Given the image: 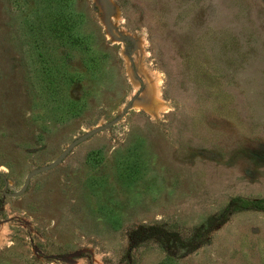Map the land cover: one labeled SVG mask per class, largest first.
<instances>
[{"label":"rangeland","instance_id":"1","mask_svg":"<svg viewBox=\"0 0 264 264\" xmlns=\"http://www.w3.org/2000/svg\"><path fill=\"white\" fill-rule=\"evenodd\" d=\"M49 7L0 0L8 191L141 98L142 67L168 108L133 103L20 196H3L0 175V264H264V208L230 209L264 199V0H69L92 39L66 59L40 19ZM42 52L75 78L60 100L41 88Z\"/></svg>","mask_w":264,"mask_h":264},{"label":"trees","instance_id":"2","mask_svg":"<svg viewBox=\"0 0 264 264\" xmlns=\"http://www.w3.org/2000/svg\"><path fill=\"white\" fill-rule=\"evenodd\" d=\"M44 2L50 5L51 7L49 8L51 9L48 12H45L44 16H41L40 19H45L46 29L48 28L51 32H53L54 37L58 39L59 44L64 46L61 58L66 59L69 56L66 53L65 46L71 45V47L80 49V52L82 49L90 48V41L92 38H88L75 30L79 21H76L74 14H70L68 12L69 0H44ZM80 14L78 15L77 13V16H83ZM97 57L98 56L94 53L88 59L85 58V64L90 66V62L96 61ZM37 61L42 62L44 65L41 88L44 90L47 100H60L57 96L62 94L65 87L71 82H74L75 78L73 76L69 77L68 75H65V73H62L61 69H53L56 64V58L54 59L49 52H42L41 57H38ZM55 103H58V101H55ZM76 103L78 102L70 104L67 108L70 110L69 112L77 113L76 110L78 109H75L74 106ZM61 106V109H66L63 103H61ZM243 207L248 209L264 208V199L248 201L241 198H235L232 200L230 209L234 211ZM152 229L158 231L161 230L160 226H153Z\"/></svg>","mask_w":264,"mask_h":264},{"label":"water","instance_id":"3","mask_svg":"<svg viewBox=\"0 0 264 264\" xmlns=\"http://www.w3.org/2000/svg\"><path fill=\"white\" fill-rule=\"evenodd\" d=\"M136 98H132L130 100V102L126 105V107L124 108V110L122 111V113L120 115H118L117 117H115L114 119L110 120V121H106L105 123L102 124H98L97 126L93 127L92 129H89L88 131H86L85 133H83L82 135L78 136L77 138H75L70 144L67 145V147L62 151V153H60V155L54 159L53 161L45 164V165H41L40 167H37L35 169H33L32 171H30L26 177V180L23 184V186L21 187V189H19L18 191H8L7 188L9 186V179L6 178L5 175L1 174L5 181V188L6 190L4 191V197L5 196H12V197H17L22 195L23 193H25L31 183V180L34 176H36L37 174H40L44 171L50 170L54 167H56L57 165H59L66 157L67 155L75 148L77 147L79 144H81L82 142H84L85 140L91 138L92 136L110 128L111 126H113L114 124L118 123L128 112V110L133 106L134 100Z\"/></svg>","mask_w":264,"mask_h":264},{"label":"bare ground","instance_id":"4","mask_svg":"<svg viewBox=\"0 0 264 264\" xmlns=\"http://www.w3.org/2000/svg\"><path fill=\"white\" fill-rule=\"evenodd\" d=\"M114 17H120L119 9L115 10ZM139 72L144 78L143 80L146 83V88L145 91L142 92L141 98L134 101V106L145 110L150 115H158L168 108V101L163 96L160 87V79L162 78L157 77L155 74L149 75L150 72L147 71L145 67H142ZM134 81L136 87H138L139 83L136 80ZM2 236L3 234L0 231V238H2Z\"/></svg>","mask_w":264,"mask_h":264},{"label":"flooded vegetation","instance_id":"5","mask_svg":"<svg viewBox=\"0 0 264 264\" xmlns=\"http://www.w3.org/2000/svg\"><path fill=\"white\" fill-rule=\"evenodd\" d=\"M4 196V195H3ZM6 197V196H5Z\"/></svg>","mask_w":264,"mask_h":264}]
</instances>
